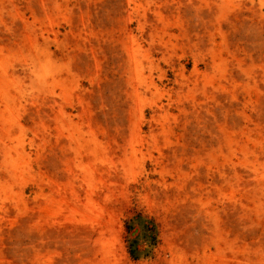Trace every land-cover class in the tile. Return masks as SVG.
<instances>
[{"label":"rangeland","instance_id":"374dc122","mask_svg":"<svg viewBox=\"0 0 264 264\" xmlns=\"http://www.w3.org/2000/svg\"><path fill=\"white\" fill-rule=\"evenodd\" d=\"M0 264H264V0H0Z\"/></svg>","mask_w":264,"mask_h":264}]
</instances>
